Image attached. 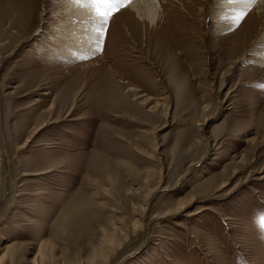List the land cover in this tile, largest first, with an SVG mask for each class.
I'll return each instance as SVG.
<instances>
[{"label":"rangeland","instance_id":"rangeland-1","mask_svg":"<svg viewBox=\"0 0 264 264\" xmlns=\"http://www.w3.org/2000/svg\"><path fill=\"white\" fill-rule=\"evenodd\" d=\"M178 1L56 67L76 0H0V264H264V5Z\"/></svg>","mask_w":264,"mask_h":264},{"label":"bare ground","instance_id":"bare-ground-1","mask_svg":"<svg viewBox=\"0 0 264 264\" xmlns=\"http://www.w3.org/2000/svg\"><path fill=\"white\" fill-rule=\"evenodd\" d=\"M172 1L179 3L178 0ZM255 1L258 8H261L264 5V0ZM74 4L72 8L65 9L67 18L55 24L50 35H45V38L50 40L48 48L45 49L42 46V49H38V51L35 52L37 55L40 53L45 54V56L47 55L48 60L50 62L53 61V65H56V67L57 65L71 66L72 63H76L75 60H79L82 56L93 58L98 53L96 49L98 46L97 40L101 39L96 32V28L98 27V17H96L94 9L88 4L87 0H81L80 3L74 2ZM225 5L226 10H230L232 7L235 10L246 7V4L225 3ZM127 7H129L128 10L135 13L140 21L146 20L149 23H154L156 20V0H132ZM72 19L77 22H72ZM219 26H223L221 22H219L217 29L220 28ZM249 51L259 55L257 59L255 56L251 57V60H254L256 63L264 64V34L256 41V44ZM134 89L131 86H127L126 88L128 92H134ZM42 94L48 95L49 92H43ZM51 107L52 106L49 108ZM65 113L70 115L68 111Z\"/></svg>","mask_w":264,"mask_h":264},{"label":"snow or ice","instance_id":"snow-or-ice-1","mask_svg":"<svg viewBox=\"0 0 264 264\" xmlns=\"http://www.w3.org/2000/svg\"><path fill=\"white\" fill-rule=\"evenodd\" d=\"M81 0H76V3H80ZM88 4L94 9L96 17H98V27L96 28L97 34L101 39L97 40V44L103 43V36L105 33L104 25L109 24L110 19L122 9H125L132 0H87ZM229 4H253L255 0H227ZM245 13L241 11L238 15L234 17L236 23L244 18ZM99 47L97 51H99Z\"/></svg>","mask_w":264,"mask_h":264}]
</instances>
